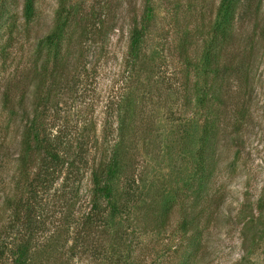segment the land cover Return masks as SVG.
Instances as JSON below:
<instances>
[{
	"label": "rangeland",
	"instance_id": "374dc122",
	"mask_svg": "<svg viewBox=\"0 0 264 264\" xmlns=\"http://www.w3.org/2000/svg\"><path fill=\"white\" fill-rule=\"evenodd\" d=\"M220 2L35 0L27 20L23 0H0V224L18 205L20 138L36 106L54 132L88 142L90 168L118 160L106 213L132 185L130 211L88 234L91 169L76 198L40 192L33 264H89L122 237L134 264H264V0H238L223 52L236 70L218 81L202 62ZM59 11L57 47L46 37ZM134 28L143 35L137 58ZM18 194L29 197L24 186ZM186 251L194 256L184 260Z\"/></svg>",
	"mask_w": 264,
	"mask_h": 264
},
{
	"label": "trees",
	"instance_id": "16d2710c",
	"mask_svg": "<svg viewBox=\"0 0 264 264\" xmlns=\"http://www.w3.org/2000/svg\"><path fill=\"white\" fill-rule=\"evenodd\" d=\"M237 3L238 0H221L212 26L211 39L203 55L202 66L209 71V77L216 78L218 81L220 75L227 77V74L231 75L236 70L235 55L230 51L224 59L223 52L225 43L228 41L230 43L234 37L232 33L239 20L238 15H241L238 13L239 5L237 6ZM35 5V0H23V14L27 20L34 17ZM2 13L4 10L1 8L0 20ZM61 15L62 12L59 11L54 30L46 37L48 45L57 43L54 38L56 32H59L60 35L63 32ZM142 36L141 31L133 29L130 41L132 58L138 57ZM56 46L59 45L56 44ZM240 64L243 65L242 62ZM195 65L197 66L196 63ZM210 73H213L214 76H210ZM217 89L214 92V99L219 97ZM197 99L203 102L207 100L206 97ZM39 108L40 106H36L33 109L21 134L20 151L15 169L16 185L11 196L12 199L15 198L18 205L15 206L7 222L0 224V264H33L31 258V242L34 236L33 214L38 195L43 190L46 189L48 192L54 187L56 191L61 190L63 197L68 193L70 200L76 198L78 184L90 169L94 183L93 203L82 217L81 226L84 234L90 233L96 227L102 228L108 225L107 222L102 223L101 218L106 219L109 216L115 219L119 214L129 212L133 206L129 199L132 187L130 182V187L125 190L123 199L111 203V209L106 213L107 209L103 205V199L109 200L112 197L114 191L112 182L119 171L118 160L111 156L107 162H101L97 167L90 168L88 142L84 139L79 141L68 137L66 134H62L61 130L54 132L51 123L42 120L41 115L36 111ZM201 141H205V138H202ZM197 155L200 166L204 170L206 153L203 147L200 148ZM59 182L61 184L58 186ZM22 186L25 187L26 193L29 195L25 202L22 200V195L18 199V189ZM263 199L264 196H261L260 201ZM21 202H23L22 205ZM259 203L264 207V201ZM67 216L69 217V215ZM130 244L131 242L122 237L118 247H111L110 255L106 254L101 257V253L95 249L88 262L96 264L100 260L99 264H134L135 249L129 247ZM193 256L192 252L186 251L184 260L186 257L192 258Z\"/></svg>",
	"mask_w": 264,
	"mask_h": 264
}]
</instances>
